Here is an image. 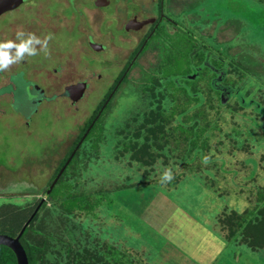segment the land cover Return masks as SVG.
Instances as JSON below:
<instances>
[{"label": "rangeland", "instance_id": "rangeland-1", "mask_svg": "<svg viewBox=\"0 0 264 264\" xmlns=\"http://www.w3.org/2000/svg\"><path fill=\"white\" fill-rule=\"evenodd\" d=\"M59 1L34 0L38 2L35 6L26 4L25 9L21 7L0 18V32L10 25L6 27L10 40H16V33L20 31L26 35L33 33L43 40L49 35L45 36L48 33L45 30L52 29L47 54L37 46L36 56H25V67L16 64L14 99L10 105L0 108V165L5 167L0 176L13 177L8 186H1L0 210L33 203L36 197L29 194L34 191L17 186L18 180L37 182L40 190L35 191L36 194L48 186L63 161L65 140L71 141L82 132L118 75L125 70L122 60L129 49L107 40L108 50L94 53L78 43L82 35L77 30L58 28L61 23L56 25L43 15L46 12L43 4L52 12L59 7ZM31 8L33 10L29 11ZM31 12L36 13L35 18L29 17ZM176 19L179 20L178 31H164L156 36L153 47L142 54L119 88L99 122L97 131H102L95 134V137L100 136L99 144L95 137L86 140L72 167L66 171L68 188L74 191V186L80 182L81 190L89 194L83 210L65 212L54 201L48 202V220L53 227L57 226L56 233L63 239L55 251L60 249L61 254L52 253L48 257L54 264H65L66 260L73 264H213L210 256L203 261L189 251L191 241L181 246L161 229L169 220L168 215L174 221L184 216L178 205L199 221L206 222L212 233L227 238L232 249L222 254L216 264H264V247L249 245L240 234L230 237L228 226L222 222L226 214L242 212L254 205L257 193L264 190V111L240 108L237 100L231 98L232 109L224 110L220 132L212 137L206 150L198 149L192 154L182 146L174 147L170 136L159 141H168L163 147L154 145L153 160L149 157L141 160L131 156L130 151H122V141H128L125 127L133 129L132 125L157 105L156 96L151 95L149 89L142 92V88L148 73L158 71V63L165 58L167 50L178 43V57L174 60L178 71L189 70L191 63L195 68L199 65L200 58L190 59L181 51L191 36L196 43L193 53L201 51L211 67L222 68L215 85L221 88L224 85L228 95L237 92V96L243 97L247 96L246 90L251 89L250 84L257 83L254 96L264 102V0H196L192 4L185 3ZM61 25L71 27L70 23ZM180 35L181 40L177 41ZM113 54L119 57L112 58ZM35 64L42 67L51 64V70L61 68L53 83L58 92H62L65 84L87 80L89 87L85 97L72 105L53 93L54 106L43 105L35 112L32 94L36 92L29 88L31 85L24 73L34 71ZM205 64L204 61L200 66ZM245 67L258 73H251ZM201 72L204 76L206 69ZM208 72L209 76L213 73ZM194 76L189 74L188 77ZM222 76L227 80L223 82L229 85L222 82ZM248 78L245 88L232 85L235 80L240 84ZM172 105L171 98L164 99L165 109ZM25 121H29L30 126ZM171 124L178 126L179 120L175 118ZM144 141V136L133 139L137 145ZM60 147L62 152L59 153ZM55 152H58L57 157ZM168 168L174 178L161 183L163 172ZM127 177H130L128 183L138 185L117 191ZM90 202H93L91 206ZM66 243L70 245L69 255L61 247L67 248Z\"/></svg>", "mask_w": 264, "mask_h": 264}, {"label": "trees", "instance_id": "trees-1", "mask_svg": "<svg viewBox=\"0 0 264 264\" xmlns=\"http://www.w3.org/2000/svg\"><path fill=\"white\" fill-rule=\"evenodd\" d=\"M180 38L181 35L177 41L181 40ZM193 39L194 37L191 36V38L187 40V44L182 46L181 51L184 54L186 52V55L190 59H194L195 57L200 58L201 61L199 62V65H197V68L192 66L193 63H191V60L189 70H186L185 72L178 71V68H176L177 62L174 60H177V49L179 46L177 45L178 43L175 42V47L173 49L167 50L165 58L163 60L161 59L158 63L157 69L158 71H161V74H159L158 71L148 73L149 77L147 81L144 82L145 86L142 88V92L143 90L146 92V89H149L151 95L156 96L157 105L145 112L143 119L140 122H137L135 125H132L133 129L125 127L124 132L125 135H127L125 137L128 139V141L126 138L125 140L127 142L122 141V151H130L131 156L135 155V157L140 158L141 160H144L145 157H149L150 160H153V158L155 159L156 156V153L153 152L154 145L156 144L163 147V144L168 143V141H159L165 140L170 136L173 138L174 147L180 149V146H182L184 148L183 150H188L190 151L189 154H192L198 149L206 150L207 146L212 140V137L216 136L218 132H220V128L222 127L220 121L224 119V110L229 111L231 108V98L237 100L240 108L246 109L253 107L258 113L264 111V102L262 103L254 96L257 90V83L255 86H253V83L250 84L251 89H247V96L243 97L237 96V92H232L230 95H228L224 91V85L222 88L221 86L215 85L219 79L217 78L219 77L218 72L222 68L220 67L217 69L214 66L211 67L207 58L202 56L201 51L193 53V49L195 50L196 47V43L193 41ZM204 61L206 64L203 67L200 66V64H202ZM203 68L206 69V74H204V76L201 72ZM245 68L251 73H258L257 71L252 70V68ZM207 70H210L213 73L209 76V72L207 73ZM189 74H194L195 78L188 77ZM222 77L223 82L226 80V77ZM127 78L128 75L123 77L121 85L127 80ZM249 79L250 78H248V81L245 83L240 84L237 80H235L232 85L234 87L236 86V88H245V85L248 84ZM118 80L119 77L116 79L115 84L118 82ZM202 81L204 82L202 83ZM224 84L229 85L228 83ZM114 85L112 86L111 90L114 88ZM238 90L239 89H237V91ZM233 94L234 96H232ZM143 95L146 94L143 93ZM148 95L149 94L147 93V96ZM107 96L108 94H106L104 99L98 105V108H96L92 119L87 125H85L83 132L75 141L74 146L78 143V140L84 134V131H86L87 127L90 125L95 116L100 112V109L103 106ZM167 98H171L173 101V105L169 109H165L163 106V101ZM108 107H106L103 112L101 111L102 114L99 118H97L96 123L89 131L85 141L91 137H95L96 133H101L102 130L97 131V128ZM175 118L179 120L180 127L179 125L174 126V124H171V121ZM133 120L138 119L133 118ZM140 136H144L145 138L143 144L140 143L141 146H139V143V145H137L136 142H133L134 138L139 139ZM182 136L184 139H179ZM95 138L99 144L100 136ZM81 148L82 146L70 160L68 168L70 166L72 167L73 163L77 159V156L79 155ZM131 151H133V154ZM66 160L67 158L63 159L61 165L57 169L56 174L48 183V186L41 191L43 194L41 198L36 197L34 198L32 204H25L21 208H2L0 210V233H7L16 236L21 230L23 224L35 210L36 206L40 203L42 198L44 196L46 197V200L21 237V241L27 251L30 264H54L49 260V255L53 253V255L56 254V256H58L62 252L60 249H57V252H55L56 248L60 244L59 242H62L63 239L61 235L56 233L57 226L53 227L52 221L48 220L47 216L50 215L46 211L48 202L52 200L54 201V204H56L60 209L71 213L73 210H83L85 204L88 202L87 197L89 194L81 190L79 186L80 182L74 186V191L73 188H68L69 186H67L65 178L68 174L66 172L68 168L64 170L56 185L53 187L51 192L48 193L50 185ZM126 179L125 182L127 181V183L124 182L119 185L117 187V191H123L127 187L138 185L135 183H128V179H130V177H127ZM256 197L257 200L255 201L254 205L247 207L242 212L233 211L226 214L222 218V222L225 226H228L230 230V237H237V235L240 234L243 235L242 239L245 240L249 245L253 247H264V190H259V194L257 193ZM90 201H92V198ZM93 202H90V206L93 204ZM224 225L223 228H225ZM66 244L68 245L67 248H65L62 244L61 247L64 248L68 253L67 255H69L68 251L70 250V245L69 243ZM0 264H17L15 253L9 247L4 245H0ZM65 264H73V262L66 260ZM79 264H81V262Z\"/></svg>", "mask_w": 264, "mask_h": 264}, {"label": "flooded vegetation", "instance_id": "flooded-vegetation-1", "mask_svg": "<svg viewBox=\"0 0 264 264\" xmlns=\"http://www.w3.org/2000/svg\"><path fill=\"white\" fill-rule=\"evenodd\" d=\"M193 2H196V0H60L59 7H57L52 12L45 4H43L46 8V12H44L43 15L54 21V24L56 25H58V23H70V28L65 27L61 24L58 25V28H64L67 31L77 30V32L82 35V37L78 39V43L85 45L92 52L102 53L105 50H108V45L106 43L107 40H111L115 44L121 45L125 49H129L127 55L125 56L126 58H124L123 60L120 59L125 62V71L122 75H118V82L116 84L114 82L115 85L112 84V86L114 85V88L110 90V92H108V96L104 101L100 112L92 120L75 146L74 143L78 139L79 135L83 132L85 126L82 127V132L77 134L75 139L71 138V141H69L68 139L65 140L64 143L66 144V148L63 152L62 147H60L59 153L62 152V156L65 153L63 159L67 158L64 164L61 166L60 170L63 168L68 159L73 155V152L75 150V154L77 153L79 148L84 143L89 131L96 123L97 118L100 117L104 109L108 107L110 105V102H112V100L114 99L121 83L116 90L115 87L117 86V84H119L121 78H123L124 76L126 77L138 64L140 58L142 57V54L148 48L153 47L154 39L156 36L159 37V34L164 31H178L179 20L176 19L178 11L184 8L185 3L192 4ZM29 3H32V6H35L38 2H34V0H23V2L19 6L13 9H9L0 14V18L6 13L18 10L21 7L25 9L24 6ZM28 10L32 11L33 9L31 8ZM193 13L196 14L195 12ZM32 16L35 18L36 13L31 12L29 17ZM23 18L24 20L26 19L25 17ZM79 25H82V27H77ZM7 26L10 25L7 24ZM6 27L4 28L5 30L2 29V31L0 32L2 41L10 40V36L8 31L6 30ZM49 29L45 30L48 32L45 34V36L52 33V29ZM93 43L102 44L103 46L100 49H96L92 46ZM114 55H116L115 59L119 57L118 54H113L112 58H114ZM17 64L20 68H23L25 67V60ZM44 66L45 67H42L41 64H35L34 71H30L31 73L26 71L24 72L26 73L27 79L30 82L29 84L31 85L29 88L36 92L35 94H32V102L35 104V112L38 111V108L43 105L54 106L55 102L54 100H52L53 93L64 97L72 105H76L85 97L86 92L79 101L73 102L71 97L67 93V86L80 81H86L89 87V82L87 80H79L76 82L65 84L62 88V92H58L56 91L57 88L53 83L58 74L61 73V68L53 67V69L51 70V64H44ZM15 67L16 64H13V66H10L9 69L0 72V108L2 105H10V103H12L14 99V75L16 73ZM33 74L35 75L33 76ZM98 76L101 77L102 75L99 74ZM25 123L30 126L29 121H25ZM53 154L55 157H57L58 152H55ZM4 168L5 167L3 165H0V171H2V173L4 171ZM67 168L68 166L66 167V169ZM27 173L31 174V171H28ZM1 178L4 180L3 182L5 184L1 182ZM10 178L13 177L5 179L0 176V189L8 186L11 182H13V179ZM6 180H8L7 183ZM18 181L19 182L17 186L21 187L23 190L27 189L34 191V194H29V196L31 195L37 198H41V196H39V194L41 193H35V191L40 190V185L37 182L26 180ZM25 195L27 196L28 194Z\"/></svg>", "mask_w": 264, "mask_h": 264}, {"label": "crops", "instance_id": "crops-1", "mask_svg": "<svg viewBox=\"0 0 264 264\" xmlns=\"http://www.w3.org/2000/svg\"><path fill=\"white\" fill-rule=\"evenodd\" d=\"M180 211H183V217L180 220H173L168 215V221L164 224L163 230L168 235V237L173 236L177 242L182 246H185L186 243L190 242L188 247L189 251L200 258V260H205V257H211L210 261L213 264L219 260L222 254L229 252L232 248L229 247V243L226 239H223L221 236H217L210 231L209 227L207 228V223L202 219L199 221V218H195L191 213L177 206ZM191 230V231H189ZM212 230H214L212 228ZM169 232V233H168ZM187 239V240H186ZM200 244L203 246L201 247ZM194 259V257H193ZM187 264V263H186Z\"/></svg>", "mask_w": 264, "mask_h": 264}, {"label": "water", "instance_id": "water-1", "mask_svg": "<svg viewBox=\"0 0 264 264\" xmlns=\"http://www.w3.org/2000/svg\"><path fill=\"white\" fill-rule=\"evenodd\" d=\"M22 2L23 0H0V14H2L3 12L9 9H13L19 6ZM92 46L95 47L96 49H100L103 45L98 44V43H93ZM122 79L123 78H121V80L119 81V84L121 83ZM119 84H117V86L115 87V90L118 88ZM87 87H88V84L86 81H80L77 83H73L67 86V93L71 97L72 101L76 102V101H79L84 96ZM75 152L76 150L73 152V155L68 159V161L65 163L63 168L59 171L57 176L54 178L52 184L50 185L48 189V193L51 192L53 187L56 185L57 181L59 180L64 170L68 166ZM45 200H46V197L44 196L42 200L40 201V203L36 206L35 210L30 215V217L23 224L21 230L16 236H13L7 233H0V245L9 247L15 253L17 264H30L28 254L21 241V237L23 233L25 232L26 228L29 226L32 219L35 217V215L41 208Z\"/></svg>", "mask_w": 264, "mask_h": 264}, {"label": "clouds", "instance_id": "clouds-1", "mask_svg": "<svg viewBox=\"0 0 264 264\" xmlns=\"http://www.w3.org/2000/svg\"><path fill=\"white\" fill-rule=\"evenodd\" d=\"M51 38L49 34L41 40L33 33L26 35L23 31H20L16 33V40L0 41V72L9 69L13 64L23 61L25 56H36L38 54L37 46H40V50L47 54L48 41ZM205 162L207 161L205 160ZM173 178L172 170L170 168L165 169L161 183L170 182Z\"/></svg>", "mask_w": 264, "mask_h": 264}]
</instances>
